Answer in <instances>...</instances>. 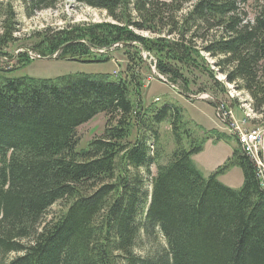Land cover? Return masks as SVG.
Wrapping results in <instances>:
<instances>
[{
  "label": "trees",
  "instance_id": "1",
  "mask_svg": "<svg viewBox=\"0 0 264 264\" xmlns=\"http://www.w3.org/2000/svg\"><path fill=\"white\" fill-rule=\"evenodd\" d=\"M59 1L0 0V56L15 57L7 51L19 39L16 3L31 18ZM73 1L111 21L45 30L20 60L35 52L100 63L121 49L128 64L119 77H9L16 68L0 69V264H264L255 163L235 134L201 135L181 105L144 102L139 70L151 69L142 55L150 53L184 95L192 74L204 73L211 83L202 92L226 94L231 84L264 118V0ZM99 114L103 133L79 150L78 128ZM164 122L175 149L162 160ZM212 138L236 145L206 177L194 156ZM235 167L240 188L219 179Z\"/></svg>",
  "mask_w": 264,
  "mask_h": 264
},
{
  "label": "rangeland",
  "instance_id": "2",
  "mask_svg": "<svg viewBox=\"0 0 264 264\" xmlns=\"http://www.w3.org/2000/svg\"><path fill=\"white\" fill-rule=\"evenodd\" d=\"M17 11V22L19 32L16 33L18 41L11 44L8 48V53L13 54L15 57L0 56V69L9 70L10 68H16L12 72H7L9 77H23L32 76L38 78H54L62 75L69 74H95V73H108L112 76L119 77L124 75L128 60L123 50L120 49L112 52V60L109 62L100 63H83L75 60H58L57 56L34 58L30 56L31 61L25 65L24 60H20L19 54L22 51H30L28 47H31L38 33H44L46 31L60 30L67 28L70 25H86L91 23L109 22L107 14L104 11L94 9L90 6L75 2L73 0H60L58 5L52 9H45L38 12L35 16L28 18L24 15L22 7L19 3L15 5ZM250 10V7H248ZM252 17L253 14H250ZM145 36H150L149 33L143 32ZM120 44H115V47L110 48L113 50ZM107 49H98L99 52ZM33 52V51H32ZM30 53V52H29ZM34 54H37L33 52ZM153 56V55H152ZM154 57V56H153ZM155 58V57H154ZM156 59V58H155ZM212 63V61H210ZM151 66V64H149ZM156 64H152V66ZM152 68V67H151ZM215 68V67H214ZM141 76L144 79V102L147 104L155 102L156 98H160L156 101L157 104L176 103L181 105L184 109L187 117L193 119V127L201 135L204 134V130L217 129L220 132H225L228 135V128L226 124L221 122L216 116V105H213L211 98H193L199 96L202 93L217 95L219 99L225 100L230 109L235 112V115L240 118V121L244 120L247 115L250 119V127L264 126V118L259 114H255L250 108V97H244L240 93H237V89L231 85H227V93L216 92L208 89L202 92L203 89L210 86V78L204 73L195 71L192 74L193 86L192 91L186 95L182 94L179 85L175 87L168 82V77L163 76L159 78L151 71L147 64H142L139 68ZM220 80H224L223 74H218ZM232 94V95H231ZM233 97L234 100H230ZM237 98V99H236ZM254 120V121H253ZM107 121V117L104 114H99L93 120L81 125L78 128V136L80 143L79 150L87 149L89 142L94 138L100 136ZM257 124H256V123ZM255 123V125H253ZM158 133L161 143V149L163 150V158L165 160L175 149V140L172 135L171 125L169 122H164L158 126ZM217 138L209 139L204 146V152L195 155L194 160L196 165L201 169L203 174L208 177L211 175L220 165H222L227 158L231 155L233 147L236 145L234 138L230 141H218ZM218 162V160H220ZM220 163L215 167L216 163ZM215 163V164H214ZM153 174L156 173V166L152 167ZM226 175V174H225ZM222 181L231 186L232 188H240L243 185V173L239 168H233ZM149 188L151 189L149 179L147 181ZM59 205H55L51 209V214L58 212ZM50 215V217L52 216Z\"/></svg>",
  "mask_w": 264,
  "mask_h": 264
},
{
  "label": "built area",
  "instance_id": "3",
  "mask_svg": "<svg viewBox=\"0 0 264 264\" xmlns=\"http://www.w3.org/2000/svg\"><path fill=\"white\" fill-rule=\"evenodd\" d=\"M56 55L57 53L54 54V56ZM142 55L150 63H157V60L150 53L143 51ZM152 70H154V73L157 72L155 65L152 66ZM204 96L209 97V95ZM216 115L221 122L226 124L229 131L237 136L241 146H244L243 150L255 163L258 178L262 179L264 186V126L250 127L251 119L247 115L241 122L240 118L235 115V112L229 108L227 102L224 100L218 102ZM152 148L154 147L152 146Z\"/></svg>",
  "mask_w": 264,
  "mask_h": 264
},
{
  "label": "crops",
  "instance_id": "4",
  "mask_svg": "<svg viewBox=\"0 0 264 264\" xmlns=\"http://www.w3.org/2000/svg\"><path fill=\"white\" fill-rule=\"evenodd\" d=\"M205 149H206V148H205ZM205 149H204V150H205ZM203 152H204V151H203ZM203 152H201V153H203ZM201 153H200V154H201ZM231 154H232V153H231ZM198 155H199V154H198ZM230 156H231V155H230ZM219 161H221V159L218 160V162H219ZM215 163H216V162H215ZM215 163H214V164H215ZM219 164H220V163H219ZM219 164L216 163V164H215V167L219 166ZM235 168H236V167H235ZM237 168H238V167H237ZM239 169H240V168H239ZM240 170H241V169H240ZM229 172H230V171H229ZM229 172H228V173H229ZM228 173H227V174H228ZM227 174H226V175H227ZM226 175L220 176L219 179L222 181V178H224ZM222 182H223V181H222ZM223 183H224V182H223ZM224 184H225V183H224ZM228 186H229V185H228ZM230 187H231V186H230Z\"/></svg>",
  "mask_w": 264,
  "mask_h": 264
},
{
  "label": "bare ground",
  "instance_id": "5",
  "mask_svg": "<svg viewBox=\"0 0 264 264\" xmlns=\"http://www.w3.org/2000/svg\"><path fill=\"white\" fill-rule=\"evenodd\" d=\"M31 55H32L34 58H41V57H39V56H36V55L33 54V53H32ZM147 61H148V60H147ZM148 63L151 64V67H152V64H153V63H150L149 61H148ZM232 135H233V134H232ZM236 139H237V138H236ZM241 147H242V150H243V149H244V146L242 145ZM259 179H261V178H259Z\"/></svg>",
  "mask_w": 264,
  "mask_h": 264
},
{
  "label": "water",
  "instance_id": "6",
  "mask_svg": "<svg viewBox=\"0 0 264 264\" xmlns=\"http://www.w3.org/2000/svg\"><path fill=\"white\" fill-rule=\"evenodd\" d=\"M174 86H176V85H174Z\"/></svg>",
  "mask_w": 264,
  "mask_h": 264
}]
</instances>
